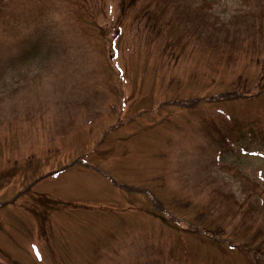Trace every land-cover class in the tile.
Masks as SVG:
<instances>
[{"label": "rangeland", "instance_id": "374dc122", "mask_svg": "<svg viewBox=\"0 0 264 264\" xmlns=\"http://www.w3.org/2000/svg\"><path fill=\"white\" fill-rule=\"evenodd\" d=\"M151 1L0 0V264H256L221 196L264 192V43L177 42Z\"/></svg>", "mask_w": 264, "mask_h": 264}, {"label": "trees", "instance_id": "16d2710c", "mask_svg": "<svg viewBox=\"0 0 264 264\" xmlns=\"http://www.w3.org/2000/svg\"><path fill=\"white\" fill-rule=\"evenodd\" d=\"M24 2L35 7V0H24ZM242 2L245 10H240L239 15L230 21L233 27L242 29L234 32L227 30L228 26L220 23L219 18L212 12V4H206L205 0H190V6L186 5L184 0H153L148 6H154L155 10L148 11L147 7L143 12H148L149 19L151 15L153 26L154 23L161 25L160 27L154 26L158 29H163L165 25L175 22L173 28H181L179 31L181 36L177 42H180L183 35L186 34L190 35V43L191 39H195L199 47H212L215 51H224L231 55L239 54L244 49L246 54L252 55L254 58L251 63L260 66L262 54L258 52L262 51L257 48L264 43V13H262L264 0H242ZM255 9L257 12H254ZM157 13H160L163 18L159 19ZM244 35H246L243 42H246L245 44L240 42ZM246 45L247 47H245ZM255 59H257L256 63ZM259 133L262 135V132ZM224 150L226 149L224 148ZM260 187L264 189V186ZM241 189L242 193L244 192V199L241 201L236 200L232 193L228 197L224 194L221 196L225 199V205L230 208L226 213L229 225L230 220L237 219L238 224L235 230L238 227H244L247 220H251L254 225L261 222V227L258 228L253 239L241 243L229 240L226 244L231 249L230 251L234 252L238 250L237 244H240L239 246L243 247L245 251L254 255L256 264H264V241L260 243L264 237V192L255 191L252 188L242 187ZM256 196L259 197L258 201H255ZM222 201L214 204L215 209L218 210V206L223 209L224 202ZM244 208L247 209L244 210ZM230 233L233 234L232 229H230Z\"/></svg>", "mask_w": 264, "mask_h": 264}]
</instances>
